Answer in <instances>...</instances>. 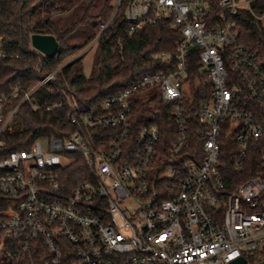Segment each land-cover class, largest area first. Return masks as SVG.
I'll list each match as a JSON object with an SVG mask.
<instances>
[{
	"label": "built area",
	"instance_id": "2783aa9c",
	"mask_svg": "<svg viewBox=\"0 0 264 264\" xmlns=\"http://www.w3.org/2000/svg\"><path fill=\"white\" fill-rule=\"evenodd\" d=\"M122 1L116 0L111 18L100 23L85 50L96 44ZM262 3L126 0L129 34L159 23L180 30L173 53L153 54L165 62L174 59L175 66L144 74L109 96L106 113L75 109L71 121L87 132L36 140L29 149L0 156V242L9 241L10 264L31 252H45L44 264H230L264 248V63L238 42L235 19L250 11L262 20L264 12L256 11ZM57 70L23 91L8 111L0 96V133L13 130L23 101L39 108L31 94ZM151 87L172 104L177 125L176 141L165 155L158 151L157 125L131 130L133 94ZM19 91L16 84L11 95ZM97 127H116V133L97 141L89 133ZM229 134L238 149L222 147ZM192 136L200 138L198 149L192 150ZM251 154L258 165L249 170L255 173L228 189L220 156L221 164L226 155L242 172ZM79 160L83 179L62 180L59 171ZM168 192L171 197L161 198Z\"/></svg>",
	"mask_w": 264,
	"mask_h": 264
},
{
	"label": "trees",
	"instance_id": "16d2710c",
	"mask_svg": "<svg viewBox=\"0 0 264 264\" xmlns=\"http://www.w3.org/2000/svg\"><path fill=\"white\" fill-rule=\"evenodd\" d=\"M114 0H0V48L5 56L0 57V96L6 97L4 111L18 104L23 91L32 90L46 73L58 68L55 78L37 87L31 94V102L39 105L32 109L29 101L19 104L15 120L20 128L0 133V156L13 150L29 149L36 140L62 139L74 131L87 132L86 128L71 121L76 109L82 113L100 115L107 111L103 102L111 95L133 84L147 73L167 71L175 66L174 59L163 61L153 54L175 50L180 38L178 28L164 23L144 26L128 33L124 18L123 0L107 27L96 40L89 56L86 71L84 54L66 60L84 48L99 32L100 23L107 22L116 6ZM264 12V3L256 10ZM238 26V42L255 51L264 63V27L261 20L250 11H240L235 17ZM33 33L52 34L58 41V50L53 57L45 56L31 47ZM198 62L195 60L192 69ZM18 84L20 91L11 95ZM133 134L140 126L155 124L160 131L158 151L165 155L177 138V125L172 114V104L162 101L157 87L136 91L133 94L132 113L129 116ZM95 140L115 134L116 127H97L89 130ZM192 150L200 146V138L191 137ZM225 150V148H224ZM219 162L224 169L228 189L253 175L249 170L256 167L255 156L246 163L245 170L237 172L226 155ZM82 160L59 171L62 180L71 184L83 179L77 174ZM162 184L167 182L161 180ZM179 178L174 179L178 183ZM172 193L161 194V198ZM9 241L0 246L3 253L1 264H10L6 257ZM247 264L264 260V248L243 253ZM48 255L38 252L24 253L18 264H44Z\"/></svg>",
	"mask_w": 264,
	"mask_h": 264
},
{
	"label": "water",
	"instance_id": "95a60500",
	"mask_svg": "<svg viewBox=\"0 0 264 264\" xmlns=\"http://www.w3.org/2000/svg\"><path fill=\"white\" fill-rule=\"evenodd\" d=\"M31 47L48 57H53L58 50V41L52 34L33 33L30 36ZM230 264H247L243 255L233 259ZM264 264V260L256 263Z\"/></svg>",
	"mask_w": 264,
	"mask_h": 264
},
{
	"label": "rangeland",
	"instance_id": "374dc122",
	"mask_svg": "<svg viewBox=\"0 0 264 264\" xmlns=\"http://www.w3.org/2000/svg\"><path fill=\"white\" fill-rule=\"evenodd\" d=\"M115 2H116V0H114ZM114 2V3H115ZM261 23H262V26L264 27V16H263V18H262V20H261ZM94 47H95V43L90 47V49H87V50H85V48L86 47H84V48H82L81 50H79L78 52H76V53H74V54H72L67 60H66V62L67 61H70L71 59H73L74 57H76V56H78V55H81V54H84L85 55V58H86V71H88L89 70V67H90V65H89V56H91V54L93 53V49H94ZM13 128H20V124L19 123H17L16 121L13 123ZM232 135L231 134H229L228 135V138L226 139V141L222 144V147H227V150H230V151H232L233 149H238L232 142H231V140H232ZM43 146L46 148V144H43ZM0 246H1V242H0ZM2 257H3V253H2V251H1V248H0V264H1V262H2Z\"/></svg>",
	"mask_w": 264,
	"mask_h": 264
}]
</instances>
